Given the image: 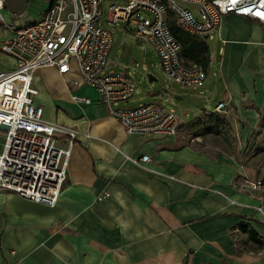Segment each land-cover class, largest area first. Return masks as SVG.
<instances>
[{"label":"crops","instance_id":"1","mask_svg":"<svg viewBox=\"0 0 264 264\" xmlns=\"http://www.w3.org/2000/svg\"><path fill=\"white\" fill-rule=\"evenodd\" d=\"M50 3L5 0V19L24 10L39 15ZM183 3L198 13L197 3ZM11 36L0 21V50ZM204 39L214 78L206 68L205 81L193 87L197 93L174 91L176 98L205 100L193 119L186 120L188 112L179 117L176 134L127 133L94 87L72 82L79 75L62 77L49 66L34 71V102L44 119L78 134L54 206L0 192V262L264 264V189L244 187L247 178L264 177L243 156L264 131V24L231 12ZM7 56L0 71L16 66ZM222 101L227 112L215 111ZM144 154L151 159L136 162Z\"/></svg>","mask_w":264,"mask_h":264},{"label":"built area","instance_id":"2","mask_svg":"<svg viewBox=\"0 0 264 264\" xmlns=\"http://www.w3.org/2000/svg\"><path fill=\"white\" fill-rule=\"evenodd\" d=\"M185 1L197 3L198 13L184 6ZM4 7L5 0H0V21L12 36L4 40L1 49L14 58L16 66L0 71V136L4 137L0 192H15L51 206L62 193L78 133L44 119L43 107L34 102L38 93L33 79L36 69L49 66L62 77L79 75L72 82L94 87L127 133L176 134L180 119L166 100L117 107L132 99L139 87L133 71L107 69L114 30L124 25L123 29L151 44L167 79L194 87L205 81L207 71L182 56L169 13L183 30L206 38L214 37L231 12L264 24V0H51L41 14L14 12L10 22L2 14ZM72 99L91 102L90 97L80 95ZM228 104L218 103L215 111L227 112ZM150 159L144 154L136 162ZM244 187L264 189V178H247Z\"/></svg>","mask_w":264,"mask_h":264},{"label":"rangeland","instance_id":"3","mask_svg":"<svg viewBox=\"0 0 264 264\" xmlns=\"http://www.w3.org/2000/svg\"><path fill=\"white\" fill-rule=\"evenodd\" d=\"M26 11L29 13L28 10ZM2 14L5 18V9L2 10ZM123 28L124 25L116 28L113 32L114 41L110 50L107 69L115 71H124L126 69L133 70L137 76L140 91L134 95L133 99L123 101L119 106H134L140 101L139 96L142 95L144 96L143 99L145 101L166 100L165 103L173 108L179 117H185V112H188L186 120L193 119L196 114L195 108L198 105L203 106L205 100L189 94H182L183 98H176L174 91L181 90L197 93L198 91L196 88H193L192 86H183L175 81H169L163 70L156 65V63L159 62L160 57L154 47L149 43H145L146 49L141 48V45L143 44L142 40L137 38L134 34H131L130 31L124 32ZM135 46L140 47L138 57H135ZM5 57L10 59L1 49L0 59H4ZM10 60H8V62H10ZM145 65L148 66V70L144 69ZM207 68V78L213 79L214 66L211 65ZM148 73H153L157 77V80L150 82L146 76ZM170 97H173V101L169 100ZM258 135L251 140L250 144H248L250 147L249 151L243 153V156L245 160L248 159L252 171L254 170V174L256 176L264 177V131L261 132L259 137ZM3 142L4 137L0 136V149ZM259 150H262V152L258 153L257 151Z\"/></svg>","mask_w":264,"mask_h":264},{"label":"trees","instance_id":"4","mask_svg":"<svg viewBox=\"0 0 264 264\" xmlns=\"http://www.w3.org/2000/svg\"><path fill=\"white\" fill-rule=\"evenodd\" d=\"M169 24L174 36L179 40L182 46L181 54L189 61L200 64L204 69L210 62L209 46L206 39L197 34H191L183 30L176 22L175 16L169 13ZM264 118V117H263ZM217 126L223 121L222 117L217 116Z\"/></svg>","mask_w":264,"mask_h":264},{"label":"water","instance_id":"5","mask_svg":"<svg viewBox=\"0 0 264 264\" xmlns=\"http://www.w3.org/2000/svg\"><path fill=\"white\" fill-rule=\"evenodd\" d=\"M138 54H139L138 47L135 46V55H136V57L138 56ZM148 77H149V81H150V82H152V81H154V80H157V78H153L151 74H149Z\"/></svg>","mask_w":264,"mask_h":264}]
</instances>
